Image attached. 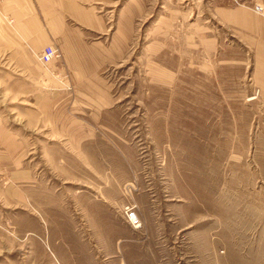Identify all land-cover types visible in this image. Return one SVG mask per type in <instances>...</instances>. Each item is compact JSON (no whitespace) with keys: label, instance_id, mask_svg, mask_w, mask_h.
<instances>
[{"label":"rangeland","instance_id":"obj_1","mask_svg":"<svg viewBox=\"0 0 264 264\" xmlns=\"http://www.w3.org/2000/svg\"><path fill=\"white\" fill-rule=\"evenodd\" d=\"M0 264H264V0L2 2Z\"/></svg>","mask_w":264,"mask_h":264},{"label":"built area","instance_id":"obj_2","mask_svg":"<svg viewBox=\"0 0 264 264\" xmlns=\"http://www.w3.org/2000/svg\"><path fill=\"white\" fill-rule=\"evenodd\" d=\"M5 0H0V4L4 2ZM40 61L44 64H49L52 62L56 57H58V50L56 47L52 45H47L44 47V49L40 53ZM126 215L129 220V224L133 228L140 227V220L137 216L136 212L133 210L132 207H127L126 209Z\"/></svg>","mask_w":264,"mask_h":264},{"label":"crops","instance_id":"obj_3","mask_svg":"<svg viewBox=\"0 0 264 264\" xmlns=\"http://www.w3.org/2000/svg\"><path fill=\"white\" fill-rule=\"evenodd\" d=\"M24 1L26 2V0H17V3L21 6V5H23ZM26 22H27V24L29 23L28 21H24L25 25H24V29H23V31H24L23 36L27 39L26 40L27 43L31 42V44H33V46H36L39 48L42 46L44 41L47 42V41H51V40L54 41L55 40L54 37L56 36V33H52V32H49L46 30L44 33L41 32L42 34H44L43 39H41L42 41L35 44V42L33 41V36H34V34H36L39 31L38 29H40V28L38 25L36 27V24H34V25L31 24L30 26L26 27ZM30 23H32V22H30ZM86 61L88 62L90 60L88 59ZM82 72H83V69L80 70V73H82Z\"/></svg>","mask_w":264,"mask_h":264},{"label":"bare ground","instance_id":"obj_4","mask_svg":"<svg viewBox=\"0 0 264 264\" xmlns=\"http://www.w3.org/2000/svg\"><path fill=\"white\" fill-rule=\"evenodd\" d=\"M52 46H54V45H52ZM55 47V46H54ZM40 56V55H39ZM40 58V57H39ZM40 60V59H39ZM44 64V63H43Z\"/></svg>","mask_w":264,"mask_h":264}]
</instances>
